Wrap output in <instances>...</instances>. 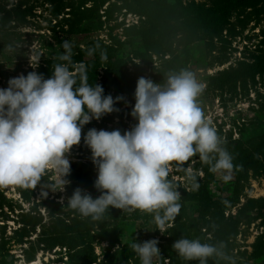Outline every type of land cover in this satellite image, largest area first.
Here are the masks:
<instances>
[{"label": "rangeland", "instance_id": "rangeland-1", "mask_svg": "<svg viewBox=\"0 0 264 264\" xmlns=\"http://www.w3.org/2000/svg\"><path fill=\"white\" fill-rule=\"evenodd\" d=\"M80 1L83 0H62L58 8L59 15L55 18L52 16L55 4H50L51 2L48 0L1 1L4 10L8 13L0 12V88H7L10 78L20 74L26 76L28 72L32 71L43 74L45 79L51 77L53 70L47 60H58L59 54L65 51L61 47L65 40L71 44V58L76 56L79 50H86L88 45H91L89 43L95 41L107 48V54H102V57L106 58L108 55L116 53L115 58L105 59L96 69L95 83L102 85L103 78L106 81L112 80L115 71L120 68L119 70L123 75L121 76L123 87L120 96L124 97L126 101L120 102L123 104L119 110L126 107L132 109L135 104V89L129 90V88L134 87L133 79H138L137 74L139 72L146 78L155 75V80L151 79L159 83L158 79H160L161 74L188 68L205 85L204 91L198 97V103L204 112L205 119L217 131L222 129L224 135L231 134L232 138L243 135L246 139H250L256 131L264 128V109L261 110L260 107L264 105V77L255 75L256 83L253 86L250 77L247 76L245 78L247 92L241 91L239 84L235 91L227 89L229 84L225 88H207L208 76L219 78L229 76L231 69L235 70L240 65L239 62L251 63L253 56L260 55V50L264 49L262 47L264 42V12L260 13L256 10L261 6L264 7V4L240 5V3L230 0L228 6L230 10L226 14V26L221 32V30L219 31L221 23H219L214 31L218 30L215 36L209 38L210 34H208L209 36L203 34L208 30L204 31L198 6L204 10L211 9L216 6L215 0H86L83 1L84 4L80 9L98 7L93 12L91 23H82L79 28L81 27L83 30L79 29L74 33H67L69 21L72 20L70 12ZM25 7L32 8L31 14L26 15L24 19H18L15 10ZM147 11H149V15L146 14ZM182 14H187L188 18ZM5 15L6 17H4ZM215 16L219 17V13L215 12ZM185 20L194 21L201 34L199 33L197 37L189 39L191 29ZM209 32L212 33V31ZM211 41L212 43H209ZM150 45L155 48L159 46V53L149 49ZM167 50H174V54L172 55ZM145 54L151 56L149 63L141 57ZM70 68L77 74L78 71L83 70L84 63L75 62L70 65ZM240 78H242L241 75L237 77L238 80ZM111 83L108 86L110 90L106 95L115 98ZM119 120L118 117L113 118L114 122ZM135 121L132 118L123 120L128 130L136 123ZM234 121L236 122L233 126ZM111 125L108 122L104 125L102 122L100 123V120L94 121L93 119L86 124L85 129H82V136L91 128L110 131L108 128ZM66 155L71 162L79 161L78 158H82L79 145L73 146L70 153ZM192 166L193 163H189L185 168L186 173L181 174L179 173L182 171L181 167L173 168L172 164L169 163L168 175L173 181H176L177 185L174 186L177 190L179 188L189 190L188 184L192 183L193 176H197L198 180L203 179V174L200 171H194ZM223 175V173H214L212 175L213 184H210L212 193L216 196L213 197L217 200L220 198L221 202L225 200L223 205L224 219H228L230 216L236 217L239 208L247 202V199L264 200L263 173L255 175L250 170L248 179L236 192L232 188H226L233 179V172L231 171L230 179L227 181L224 180ZM57 179L56 173L50 170L42 178L41 184L47 181L55 182ZM220 188H225V192H222ZM23 189V187L16 185L0 188V195L5 197L8 204L12 203L14 206L11 212L5 205L2 210L8 217L2 219L0 216V227L1 225L5 227L4 236L8 238H11L13 230L20 226L13 220L17 216V212H20L19 209L30 210L33 203H38L44 198L41 196V187L38 185L36 189L28 192L29 201H24L19 193V190ZM47 196L48 199L54 197L53 200L59 202L63 198L64 202L67 199V190L65 188L64 192L49 191ZM228 200L233 201L231 206L227 203ZM39 210L42 215L43 208H39ZM195 210L196 204L194 202L186 203L185 209L181 213L182 217L186 219L189 239H199L201 243H207L212 237L213 230L210 229L214 225L211 220L206 221L208 220L206 219L205 223L201 220L199 217L203 211L201 208H198V211ZM254 213L253 210L250 215L253 216ZM129 215L130 213H126L124 217L129 218ZM170 225H166L165 229ZM123 226L122 241L144 239H158L160 241L166 237L155 227L156 223L153 217L149 223H144L143 219H138L135 222L127 220ZM262 232H264V226L260 218L252 220L249 225L242 222L235 238L229 241L231 247L226 254L231 259L218 260L216 258L214 259L215 264H264V249H261L256 258H252L253 244ZM37 233L38 228H36ZM35 237V234H31L21 244H16L11 240L10 255L6 258L7 264H32L33 262H36L35 264H66L65 250L61 247L44 252L37 251L33 258L34 261L28 262L26 256H30V253L25 255L23 251H28L31 245L36 246ZM29 240L32 244L29 243ZM105 246V242H102L101 245L94 244V252L99 256L101 249ZM60 258L62 261H57ZM197 262L199 264V261L183 260L180 264H196ZM170 263V259L166 258L162 263L157 264Z\"/></svg>", "mask_w": 264, "mask_h": 264}, {"label": "clouds", "instance_id": "clouds-1", "mask_svg": "<svg viewBox=\"0 0 264 264\" xmlns=\"http://www.w3.org/2000/svg\"><path fill=\"white\" fill-rule=\"evenodd\" d=\"M52 64V75L45 79L36 71L10 78L7 88H0V188L41 187L48 192H64L70 183L66 177L71 165L67 158L73 146L79 145L83 127L95 119L118 112L115 104L124 99L104 95L101 85L87 83L86 73L77 74L70 65L71 44ZM78 84V86H77ZM196 74L188 69L169 71L157 83L141 76L134 91L131 116L137 121L123 134L119 129H89L83 135L97 169L93 198L77 187L67 198V207L83 218L101 220L111 208L123 212L152 214L158 230L174 221L181 210V193L167 180L172 161H187L194 155L208 164L212 173H223L230 179L233 156L221 146L222 141L204 116L198 97L204 91ZM58 177L41 184L48 171ZM62 206L63 198H62ZM158 239L133 242L130 247L140 264H153L161 256ZM226 244L201 243L199 239L179 238L172 250L186 261L207 264L209 258L229 260Z\"/></svg>", "mask_w": 264, "mask_h": 264}, {"label": "trees", "instance_id": "trees-1", "mask_svg": "<svg viewBox=\"0 0 264 264\" xmlns=\"http://www.w3.org/2000/svg\"><path fill=\"white\" fill-rule=\"evenodd\" d=\"M2 1V0H1ZM0 1V12L8 13V11L4 10V6ZM51 2L50 4H55V8L52 10V16L55 18L59 15L58 8L61 4L62 0H48ZM86 1V0H83ZM80 1L77 5L72 9L70 15L72 16V20L69 21V27L67 33H74L76 31L83 30V28H79V25L82 26V23L89 24L92 21L93 12L98 9L97 6H93L90 8H83L84 2ZM233 2H238L240 5H256V4H264V0H232ZM230 0H215V7L211 9L204 10L202 7H199V13L202 18L204 31L208 30V32L203 33L207 36L210 34V37L215 36L214 32L218 27V24L221 23V27L219 31L226 26L227 19L226 14L230 10L229 6ZM54 6V5H53ZM20 7V6H19ZM31 7H25L24 9H17L16 15L18 19H24L26 15L31 14ZM257 12H264V7H259ZM174 12V9H173ZM184 12V11H183ZM215 12L219 13V17L215 16ZM175 13V12H174ZM146 14H150L149 11ZM186 16L187 14H182ZM6 17V15L4 16ZM188 18V16H186ZM223 19V20H221ZM201 20V19H200ZM187 26L191 29L189 39L197 37L200 33V30H197L199 27L193 21L185 20ZM194 24V25H193ZM196 25V26H195ZM209 31H212L210 33ZM201 34V33H200ZM232 34V33H230ZM209 43H212L209 42ZM88 48L86 50H79V53L75 56H72L73 63L82 62L84 63V68L77 73V81L79 84L80 74L86 73L87 75V83L91 85H96V69L99 65L107 58L116 57V53L112 55H108V57H102V54H107L106 46H101L97 42H90ZM158 47H148L149 49H153L152 51L159 53ZM262 47L264 48V42ZM167 52L174 54V50H167ZM164 53V52H163ZM110 56V57H109ZM144 61L149 63L151 60V56L148 54L141 55ZM87 58V59H86ZM253 61L251 63H241L239 62V66L235 70L231 69V74L224 78H219L217 76H208V89L217 88H225L227 84L229 87L227 89L236 90L237 85L239 84V89L241 91L247 92V82H245V78L250 77V81L255 85V75H259L260 77H264V49L260 50V55H256L252 57ZM63 61L58 60H47L49 66L54 63H62ZM72 63V64H73ZM110 64V63H109ZM113 64V62H112ZM111 64V65H112ZM110 65V66H111ZM120 69V68H119ZM117 69L115 71V75L112 80L106 81L104 78L102 79V87L104 89V95L110 90L108 87L111 83L114 89L113 94H115V98L120 96V91L123 87V82L121 80V70ZM230 73V72H229ZM106 74V73H105ZM166 74H161L160 82L162 78ZM239 80L237 79L240 76ZM107 76V75H106ZM142 73L139 72L137 74V78L141 77ZM105 77V76H104ZM155 75L150 77L155 80ZM134 80V87H130L129 90H133L136 88ZM77 84V86H78ZM129 94V91H128ZM114 98V99H115ZM131 99V98H130ZM125 102V98L120 102ZM118 102L116 105L117 109L121 107L124 103ZM115 105V106H116ZM134 106V105H133ZM261 110L264 109V105L260 106ZM131 110L129 107H126L123 110H119L116 113H111L103 116L100 119V123L102 122L104 125L106 122L112 124L108 129L110 131L119 129L121 134L124 133L125 130H128L126 124L123 122L124 119H134L131 116ZM118 117L120 120L118 122H114L113 118ZM94 121H96L94 119ZM137 122V121H135ZM233 122V126L235 125ZM96 124V123H94ZM86 126V125H85ZM84 126V127H85ZM83 127V129H85ZM218 135L221 138L223 148H226L227 151L233 156L234 165H240L239 168H234L233 179L226 186V188H232L234 192L242 187V184L248 179V172L251 170L258 175L260 173L264 174V128L256 131L250 139H246L243 135L232 138L231 134L224 135L222 129L217 131ZM86 134V132L84 133ZM83 134V135H84ZM83 138V136H82ZM84 141L81 139V143L79 144V151L81 153L82 158L77 162H70L71 171L70 174L66 177L70 183L66 185L67 190V198L70 197L73 191L79 187L92 195L93 198H96L100 195V193L94 187V181L97 177V169L92 163L91 160V151L85 145H83ZM84 160V161H82ZM193 163L192 169L196 172L200 171L203 174V179L198 180L197 176L192 177V183L189 185V190L185 188H179L178 191L181 193V199L179 203L181 204V210L179 215L175 218L174 221L169 222L170 226H167L163 239H161L158 243V247L161 251V256L153 258V264L162 263L164 259L169 258L170 264H180L184 259L180 258L177 253L172 250V244L179 238H188L189 239V229L187 228V224L185 223L186 219L182 217V212L185 209L186 203H195L196 210L201 208L203 211L199 215L201 220L205 223L206 221H210L214 226H211L210 230H213L212 237L207 241L208 244L216 245L219 242H224L226 244V248L224 251L227 253L228 249L231 247L229 241L238 233V227L243 222L246 225H249L252 220L261 219V223L264 226V200L257 201L252 199H247V202L239 208L237 212V216H230L228 219H224L223 217V205L224 202H221L220 198L215 199L213 191L211 190L213 184V174L209 170V165L201 161L199 155H194L187 161H172L173 168L181 167L179 173L185 174L186 167L189 163ZM167 180H169L173 185H177L176 181L170 178V175H167ZM211 183V184H210ZM227 189V190H228ZM222 192H225V188H220ZM29 191H33V189H23L19 190L20 197L22 200L29 201L30 195ZM214 196V197H213ZM54 197L48 199H41L38 203H33L30 210L24 211L20 208V212H17V216L14 217V221L19 223L20 226L13 230V235L11 238H8L5 235V227L1 225L0 227V264H7L6 258L10 255V242L11 240L16 244H21L25 238L31 236V234H35L36 237V246L30 247L28 251L24 250L25 255L30 253V256H26V260L28 262L34 261V256L37 251H46L53 250L56 247L64 248V254L67 257L66 264H140V259L136 255V253L131 249L130 245L136 240L130 241H122V230L124 228L123 223L127 220L137 221L138 219H143L144 223H149L150 219L153 217L152 214L142 213L139 210L130 212L129 218H125V214L129 212H123L119 209L111 208L108 210L103 218L98 221H93L90 217L83 218L78 213L70 210L67 207V199L63 202L53 200ZM227 201V200H226ZM230 206L233 204V201L228 202ZM7 206L12 212L14 206L12 203H7L5 201V197L0 195V216L2 219H6L8 216L3 212L4 206ZM39 208H43L41 215V211ZM255 211L254 215H250V212ZM45 214V216H44ZM181 214V215H180ZM45 217V218H43ZM45 219V220H44ZM127 219V220H126ZM167 224V225H168ZM157 227V225L155 226ZM36 228H38V233L36 234ZM156 233L158 234L157 230ZM162 234V235H163ZM149 239L137 240V242L147 241ZM29 240V243L32 244ZM102 242L106 243V246L101 249L99 256L94 252V244L101 245ZM253 254L252 258H256L260 253L261 249H264V232L261 233L255 240L253 244ZM24 256V254H23ZM25 257V256H24ZM213 258H209V264H215ZM221 260V259H218ZM57 261L61 262V258ZM198 264V262L196 263Z\"/></svg>", "mask_w": 264, "mask_h": 264}, {"label": "bare ground", "instance_id": "bare-ground-1", "mask_svg": "<svg viewBox=\"0 0 264 264\" xmlns=\"http://www.w3.org/2000/svg\"><path fill=\"white\" fill-rule=\"evenodd\" d=\"M36 262H33L32 264H35Z\"/></svg>", "mask_w": 264, "mask_h": 264}]
</instances>
